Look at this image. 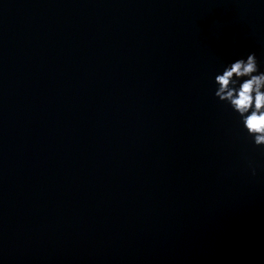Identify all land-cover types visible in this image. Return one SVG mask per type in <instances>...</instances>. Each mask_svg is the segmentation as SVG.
<instances>
[{"label":"water","instance_id":"95a60500","mask_svg":"<svg viewBox=\"0 0 264 264\" xmlns=\"http://www.w3.org/2000/svg\"><path fill=\"white\" fill-rule=\"evenodd\" d=\"M250 53L264 0H0V264H264Z\"/></svg>","mask_w":264,"mask_h":264},{"label":"clouds","instance_id":"9594fccd","mask_svg":"<svg viewBox=\"0 0 264 264\" xmlns=\"http://www.w3.org/2000/svg\"><path fill=\"white\" fill-rule=\"evenodd\" d=\"M214 84L215 98L239 117L253 145L264 148V71H259L255 53L225 66Z\"/></svg>","mask_w":264,"mask_h":264}]
</instances>
